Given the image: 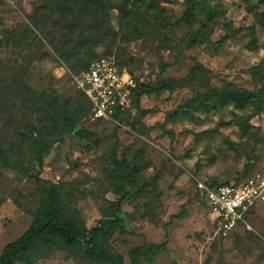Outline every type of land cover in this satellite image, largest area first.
Instances as JSON below:
<instances>
[{
	"label": "rangeland",
	"instance_id": "1",
	"mask_svg": "<svg viewBox=\"0 0 264 264\" xmlns=\"http://www.w3.org/2000/svg\"><path fill=\"white\" fill-rule=\"evenodd\" d=\"M45 3L0 0V249L57 185L80 227L117 222L96 240L117 263L89 257L84 240H57L31 264H264V203L247 218L250 230L219 238L197 189L264 172V111L200 97L264 87V27L254 16L264 0H251L254 12L246 0H129L124 20L123 0H101L114 33L68 61ZM94 54L115 59L147 93L126 122L94 120L78 92L75 77ZM37 142L49 146L42 164Z\"/></svg>",
	"mask_w": 264,
	"mask_h": 264
},
{
	"label": "trees",
	"instance_id": "2",
	"mask_svg": "<svg viewBox=\"0 0 264 264\" xmlns=\"http://www.w3.org/2000/svg\"><path fill=\"white\" fill-rule=\"evenodd\" d=\"M246 1L248 10L254 12L251 0ZM45 9L46 12L58 15V21H54L52 26L58 29L61 36V46L56 47V52L63 60L68 61L73 57H77L86 46L103 42L105 41L104 39L114 33L107 17L100 15L102 10L101 0H46ZM128 12L127 7L125 13L119 12V18L121 20L127 19ZM191 16L192 10L189 9L182 20H187ZM254 16L258 24L264 27V13L260 14L255 12ZM34 24L35 26H39L38 22H34ZM96 58L97 55L94 54L92 60L83 64L82 70L77 76L87 71L91 64L96 61ZM164 67H162L163 71L165 70ZM120 69L124 70L125 68L120 67ZM128 72L133 75L130 71ZM165 84L163 81L157 88L149 92H156L163 89ZM78 92L86 100L88 108L92 112L93 105L91 101L82 91L78 90ZM145 94L147 93L144 87L138 82L137 88L133 90V111L117 113L115 119L121 123L129 120L140 109V101ZM200 97L204 99L208 97L223 103L233 104L240 109L251 106L255 109L252 114H258L264 111V87L258 91L228 87L212 88L206 93L201 94ZM69 115L76 114L72 113ZM170 115L172 116L173 114ZM66 122L62 131H73L75 129L73 120L66 118ZM36 146L38 148L36 151L38 161L42 164L43 157L49 151V146L42 145L39 142L36 143ZM118 188L122 195L121 197L127 199L129 193L126 192L125 185H119ZM116 224L117 222L114 220H103L99 226L94 227L91 231L80 227L72 217L64 213L59 187L57 185H51L46 190V196L43 200L40 214H38L31 226L17 240L4 247L3 253L0 256V264H31L34 262L32 255L42 246L54 244L57 240H61L68 246H77L84 240L88 246L86 253L89 257L106 263H117L114 257L104 248L98 247L96 242L99 236L107 234L110 229H115Z\"/></svg>",
	"mask_w": 264,
	"mask_h": 264
},
{
	"label": "built area",
	"instance_id": "3",
	"mask_svg": "<svg viewBox=\"0 0 264 264\" xmlns=\"http://www.w3.org/2000/svg\"><path fill=\"white\" fill-rule=\"evenodd\" d=\"M78 90L93 105L94 120L119 124L117 113L133 111V90L138 82L126 69L121 70L116 60L103 57L89 69L75 77ZM197 189L208 210V218L215 235L228 238L240 229H251L247 218L256 206L264 203V172L231 182H197Z\"/></svg>",
	"mask_w": 264,
	"mask_h": 264
},
{
	"label": "water",
	"instance_id": "4",
	"mask_svg": "<svg viewBox=\"0 0 264 264\" xmlns=\"http://www.w3.org/2000/svg\"><path fill=\"white\" fill-rule=\"evenodd\" d=\"M129 0H123V3L117 7L119 12L125 13L127 11V5Z\"/></svg>",
	"mask_w": 264,
	"mask_h": 264
},
{
	"label": "crops",
	"instance_id": "5",
	"mask_svg": "<svg viewBox=\"0 0 264 264\" xmlns=\"http://www.w3.org/2000/svg\"><path fill=\"white\" fill-rule=\"evenodd\" d=\"M7 244H8V243H7ZM7 244H6V245H7ZM6 245L1 246V249H0V256L2 255V253H3V249H4V247H5Z\"/></svg>",
	"mask_w": 264,
	"mask_h": 264
}]
</instances>
